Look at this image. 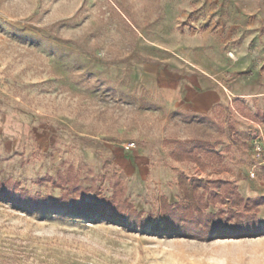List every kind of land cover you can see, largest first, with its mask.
<instances>
[{"label":"rangeland","instance_id":"1","mask_svg":"<svg viewBox=\"0 0 264 264\" xmlns=\"http://www.w3.org/2000/svg\"><path fill=\"white\" fill-rule=\"evenodd\" d=\"M246 5L261 6L0 0V182L75 200L78 190L106 198L119 190L155 220L162 198L183 203L180 178L230 180L244 198L264 197V155L250 139L260 127L264 139V120L254 119L264 113V22L245 14ZM205 79L220 102L200 111L192 105H208L210 88L197 85ZM177 110L211 123H184ZM196 138L216 144L221 165L202 171L171 158L170 142ZM258 216L264 220V205ZM0 264H264V235H152L149 227L0 201Z\"/></svg>","mask_w":264,"mask_h":264},{"label":"trees","instance_id":"2","mask_svg":"<svg viewBox=\"0 0 264 264\" xmlns=\"http://www.w3.org/2000/svg\"><path fill=\"white\" fill-rule=\"evenodd\" d=\"M235 102L238 103L239 100L236 99ZM245 108L249 111L247 106ZM234 111L239 112V109ZM174 114L180 116L182 122L187 124L211 123L209 116L191 111L177 110ZM239 115L246 118L250 116L241 113ZM254 119L263 121L264 113L256 114ZM228 134L232 142H237L236 130L231 124L228 126ZM170 143L175 145L171 158L176 162L193 163L202 171L215 169L222 164L223 155L216 151V144L210 140L196 138ZM58 180L62 182L60 174ZM9 183L10 181L0 182V201L35 211L62 209L77 216H90L134 229L144 230L149 227L152 235H172L199 241L264 235V220L258 216L259 207L264 205V197L244 198L234 182L221 178L214 180L194 178L190 183L185 178H180L179 189L183 203L171 204L162 198L157 220L151 215L145 219L143 213L124 199L119 190H115L107 198L88 196L82 190H78L80 199L75 200L67 191L59 197L32 196L26 190L16 189L17 184L14 186L15 189L10 188ZM224 205L228 207L226 210L222 209ZM209 206L219 207L218 212H206Z\"/></svg>","mask_w":264,"mask_h":264},{"label":"crops","instance_id":"3","mask_svg":"<svg viewBox=\"0 0 264 264\" xmlns=\"http://www.w3.org/2000/svg\"><path fill=\"white\" fill-rule=\"evenodd\" d=\"M259 2V4L261 6H259V8L257 7L256 9L247 8V5L244 6L246 8V11L244 10V13L247 15H255L257 18H259L262 22H264V0H257ZM202 84V85H201ZM198 86H206L208 88H210V91H208V96H209V103L207 106H205L206 108L201 109V103H194V105H192L194 108L202 111V110H210L212 109V107L217 104V102H220V100L218 101L216 98V93L211 89L212 84L207 81L206 79L203 80V82H198L197 84ZM236 96H242V97H247V96H251L250 93H238ZM226 99H223L221 101H225ZM186 103L183 104L184 107L189 108L192 107L191 104H189L188 100H185ZM195 102V101H194ZM249 103H247L246 105L251 108L250 106L253 105H248ZM248 120V119H247ZM252 123L251 120H248ZM262 135H263V130L260 127V132H258V134L256 136L250 137L251 142L256 145V150H257V155H264V139L262 140ZM156 158V157H154ZM158 161H160V159H158ZM165 175V174H164ZM164 175H162V177H164Z\"/></svg>","mask_w":264,"mask_h":264}]
</instances>
